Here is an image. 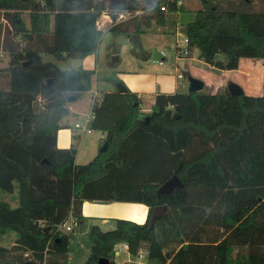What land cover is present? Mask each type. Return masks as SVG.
I'll return each instance as SVG.
<instances>
[{
    "label": "trees",
    "instance_id": "16d2710c",
    "mask_svg": "<svg viewBox=\"0 0 264 264\" xmlns=\"http://www.w3.org/2000/svg\"><path fill=\"white\" fill-rule=\"evenodd\" d=\"M141 1L0 0V51L10 55L0 69V78L9 79L0 88V190L13 194L19 186L17 207L0 200V234L19 235L12 247H0V264H67L75 234L56 228L70 213L81 225L86 201L140 203L149 212L144 224L116 219L108 231L92 225L85 264H116L120 244L132 256L146 244L149 264H264V91L160 93L146 121L138 96L118 88L94 107L92 129L106 133L100 145L106 151L77 165L76 146L58 147L68 104L93 89L96 72L61 70L43 63L42 54L95 55L104 11L145 9L165 26L184 9L177 0H146V8ZM200 1L184 28L191 51L219 70H237L242 59L264 68V0L258 9L254 0ZM141 27L132 20L112 30L137 35ZM174 175L183 186L159 195ZM160 205L165 216L150 229Z\"/></svg>",
    "mask_w": 264,
    "mask_h": 264
},
{
    "label": "rangeland",
    "instance_id": "374dc122",
    "mask_svg": "<svg viewBox=\"0 0 264 264\" xmlns=\"http://www.w3.org/2000/svg\"><path fill=\"white\" fill-rule=\"evenodd\" d=\"M183 11L179 12L180 15L175 19V16H168V22L165 26L157 24L155 19H151V11L145 10V14L132 18L128 13L120 14L118 21L128 22L137 20L142 24L141 29L144 31L142 34L124 33L112 30L116 28L120 23H117L111 30L103 32V36L99 42L97 53L93 56L85 59L80 58H65L60 60L58 56L53 54H42L43 63H48L57 66L61 70H79L90 66V60L94 58L97 63V72L95 76L94 87L100 91V93H106L108 91H119L116 82L122 79L123 76L129 75L136 81H141L146 78L148 81L153 82L154 78H158L161 75H168L169 77H176L177 74L184 76V79L180 81L184 85L183 88H178L181 93L189 91V78L194 77V67L201 71L207 72V68L204 64L198 60L197 53H193L191 57L177 59L175 56L176 42H182L185 26L194 21L196 11L202 8L200 0H182ZM257 9L260 7L258 0H254ZM146 0L141 1V7L146 8ZM22 20L29 26V12L22 13ZM105 22V21H104ZM1 23V20H0ZM4 26L8 24L2 20ZM181 25V28L176 30V24ZM181 29V30H180ZM176 30L177 33H174ZM135 35V40L132 41ZM155 52H164L166 57L160 61L154 62L153 54ZM252 59H243V64L247 65ZM10 62V55L8 53L0 51V69L6 68ZM260 65L256 66L251 72L252 78L255 81V90L252 92V96H261L264 91V68L262 62L258 60ZM211 79L215 82L214 86H206L203 90L204 93L215 92V85L224 83V80L228 79V75L222 77L221 73L210 72ZM234 76V75H233ZM123 80V79H122ZM8 77L0 78V88H8ZM235 83V82H231ZM240 83L239 81L237 82ZM240 85V84H239ZM254 86V85H253ZM223 89V88H221ZM103 95V94H102ZM89 94L83 93L79 100L76 101V106L73 104L71 111H69L68 117L61 120L60 125L66 122V118L73 128L75 123H83V113H87L89 110ZM73 103V102H72ZM44 102L41 101L40 105ZM68 104V108H69ZM86 108V109H85ZM88 108V109H87ZM82 114V115H81ZM72 128L70 136L66 135V139L71 140L72 144L77 148L76 164L86 165L90 163L100 152V145L105 138V133L102 130L93 129L92 134H83L81 131H74ZM73 135V137H72ZM17 189L15 193L10 194L0 190V200L9 204L15 205L17 199H19V186L16 184ZM92 205L99 204L92 202ZM106 204V203H102ZM110 224H101L100 220L95 224L100 225L103 231H108L114 228L115 220L111 219ZM94 223V222H93ZM89 224L86 228H77L74 231V237L76 240L72 243L71 251L68 254L67 264H85L90 254V246L88 244ZM19 235L13 230H7L4 234H0V247L10 248L12 247ZM143 253V252H142ZM132 256V255H131ZM127 250L121 249L120 255L115 256L117 264H122L123 260L127 257H131ZM135 260V264H149L146 250H144L143 257L132 256ZM137 257V258H136Z\"/></svg>",
    "mask_w": 264,
    "mask_h": 264
},
{
    "label": "crops",
    "instance_id": "0c3cea01",
    "mask_svg": "<svg viewBox=\"0 0 264 264\" xmlns=\"http://www.w3.org/2000/svg\"><path fill=\"white\" fill-rule=\"evenodd\" d=\"M172 15L175 16L174 17L175 19H177L178 17H176V16H179L180 13L178 12V13L171 14V16ZM103 21H105L104 22L105 26L108 27L109 22L107 20H103ZM180 26L181 25H178V23H177L176 24V30L178 28H181ZM176 30L174 33H177ZM184 35H185V33L182 35V37ZM176 43H180V42L177 41ZM193 53L194 54L197 53L198 60L200 61V63L204 64V66L208 70L207 72L201 71L200 69H197V67L193 66V68H194L193 69L194 70V75H193L194 77L193 78H197V79L203 81L204 82V88L206 86H214L215 82L211 79V74H210V72L213 71V72L221 73L222 77L227 76V75L229 76L228 79L224 80V83L222 84V86L215 85L216 91L213 93H216L218 91H224L227 89V87L229 86V84L231 82H235L236 84H238L237 82L239 81L240 85L239 84L238 85L242 87L244 93L252 96L251 94L255 90V84L256 83L252 78L251 72L253 71V69L257 65L258 66L260 65V62L258 63V60H250V62H248L247 65H244L243 59H242L240 61V65H239V68L237 70L224 71V70L216 69L215 67H213V66L203 62L202 60H200L199 51L197 49L192 50L191 55ZM93 56H89L85 60H87L88 58L93 57ZM153 58H154V62H156L159 59H160V61L163 60V58L160 57V53H158V52H155L153 54ZM84 69L94 70L95 72L97 71V63L94 61V58L90 60V66H87ZM178 75L179 74H177L176 77H169L168 75H161L158 78H154L153 82L148 81L146 78H144L142 80L143 77H141V81H136L135 79L131 78V76H129V75L123 76V78H122L123 80L121 78H120V80L124 83V85L132 93H134L138 96V99L140 102V112L142 115L147 116L153 112L154 107H155L156 96L158 94H160V93L169 94V93H175V92L181 93L178 91V88H183L184 85L182 83H180L181 79L178 78ZM221 88H223V89H221ZM115 92L116 91H108L106 93H115ZM188 92H186V93H188ZM86 93L89 94V92H86ZM106 93H102V94H106ZM75 103L76 102L69 104L70 105L69 111H71V107H72L71 104L76 106ZM69 118H66V122L65 123L63 122L61 124V126L64 129H61L58 133L57 143H58L59 148H69V147H71V145H73L71 140L66 139L67 134H68V136H70V134H72L71 129H70V128H72L71 127L72 124L70 122H68ZM72 137H73V135H72ZM105 137H106V133H105ZM91 203L92 202H90V201H86L83 204L84 219L82 221V224L80 225V228H82V229L86 228L87 224H89V228L92 225H97V224H95V222H97L98 220H100L101 224H110L109 221L111 219H113V220L128 219V220H132L138 224H144L148 219L149 209L144 204L125 203V202H110V203H106V204L99 203V204L92 205ZM17 205H18V199H17V202L15 203V205L12 204L11 206L17 207ZM98 226H100V225H98ZM118 249H119V255H120L121 249L127 250L129 253V250L127 249V247H124L123 245L118 246ZM147 249H148V247L146 246V244H144L139 255H142V257H143L144 250H146V255H147V253H148ZM139 255L137 257H139ZM130 256H131V254H130ZM142 257H139V258H142ZM115 262H116V260H115ZM116 264H117V262H116ZM122 264H135V260L132 256L129 258L127 257L125 260H123Z\"/></svg>",
    "mask_w": 264,
    "mask_h": 264
},
{
    "label": "built area",
    "instance_id": "2783aa9c",
    "mask_svg": "<svg viewBox=\"0 0 264 264\" xmlns=\"http://www.w3.org/2000/svg\"><path fill=\"white\" fill-rule=\"evenodd\" d=\"M177 5L178 7L183 6V1L177 0ZM161 11L162 12L167 11L166 5L161 7ZM127 13L130 17L135 18V17L144 15L145 11L139 9V10H136L133 12H127ZM112 14L114 13L104 11L97 20L96 28L102 32H106L112 29L117 23H120L118 19L116 21H113ZM119 16L120 14H118V18ZM103 20H107L109 22L108 27L105 26ZM20 41L22 42V39H20ZM175 56L178 57L177 59L188 58L191 56L190 42L186 35L183 36V41L181 43H176ZM160 57L164 59L166 57V54L164 52H161ZM178 78L182 80L184 79V76L179 74ZM89 96H90L89 97V101H90L89 107L90 108L87 113H84L82 115L84 117L83 123L77 122L72 128L74 131L76 132L81 131L83 134H92L93 132L92 123L96 119L94 107L103 102V95L100 93L97 87H93V89L89 91ZM41 101L43 100L39 98V102ZM79 227H80L79 220L76 217H74L72 213H70L67 219L63 223L57 226L56 233L72 234L75 231V229ZM121 245H123L124 247H127L128 249V246L126 244L117 245L116 250H115V256L119 255L118 246H121ZM139 257H142V255H139Z\"/></svg>",
    "mask_w": 264,
    "mask_h": 264
},
{
    "label": "water",
    "instance_id": "95a60500",
    "mask_svg": "<svg viewBox=\"0 0 264 264\" xmlns=\"http://www.w3.org/2000/svg\"><path fill=\"white\" fill-rule=\"evenodd\" d=\"M112 19H113V21H116L118 19V14H112ZM27 36L30 38L32 37L30 34ZM134 40L136 42L135 35H134L132 41H134ZM51 83H52V81H50V85H51ZM189 85H190L189 86V93L199 92V91H202L204 89V82L197 79V78L190 77L189 78ZM117 87L123 92H127V90H128L127 87L121 83H117ZM228 91L232 96H241L244 94L242 87L236 83H230L228 86ZM149 119H150V116H146V121H148ZM106 149H107V146H104L103 148H101L100 151L104 152V151H106ZM45 162H47V161H45ZM182 186H183L182 181L179 179V177L177 175H174L170 180H168L164 185L161 186L158 193H159V195H170L176 189H178ZM165 213H166V206H164V205H160L154 209L153 215H152V217L150 219V223H149L150 229H152L154 227L155 222L158 219L163 218L165 216ZM50 229L51 228L48 227L46 229V232H49ZM99 264H109V261L106 259H101L99 261Z\"/></svg>",
    "mask_w": 264,
    "mask_h": 264
}]
</instances>
